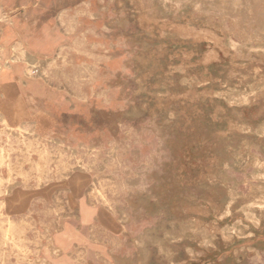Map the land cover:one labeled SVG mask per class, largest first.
<instances>
[{"label": "rangeland", "instance_id": "obj_1", "mask_svg": "<svg viewBox=\"0 0 264 264\" xmlns=\"http://www.w3.org/2000/svg\"><path fill=\"white\" fill-rule=\"evenodd\" d=\"M218 1L0 0V264H264V20Z\"/></svg>", "mask_w": 264, "mask_h": 264}, {"label": "bare ground", "instance_id": "obj_2", "mask_svg": "<svg viewBox=\"0 0 264 264\" xmlns=\"http://www.w3.org/2000/svg\"><path fill=\"white\" fill-rule=\"evenodd\" d=\"M258 2H261L262 4L261 5H258ZM248 5H250V6H248ZM217 7H218V9H220L221 14L224 17H226V18L233 19V18H237L239 16L244 17V18H247V16H248L247 14L250 13V14L253 15V17L258 18V20H261V21L264 20V0H219L218 1V4H217ZM249 17H250V15H249ZM2 68H3V62L0 60V71L2 70ZM0 95H2L4 97H7V99H8V92L7 91L0 90ZM18 105H20V103ZM8 108H9V106H8ZM3 111L0 110V117L5 118V114H4ZM5 112H7V111H5ZM21 113H23V112H21ZM21 115H24V114H21ZM16 116H18V115H16ZM21 119H23V118H21ZM175 233H176L175 231H172L171 232V236H173V234H175ZM196 233L198 234L199 240H201L203 243H205V244L210 243L211 240L209 239L208 234L204 230L196 231ZM178 235L181 236V234H178ZM165 253H166V251H165Z\"/></svg>", "mask_w": 264, "mask_h": 264}]
</instances>
